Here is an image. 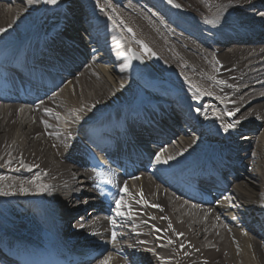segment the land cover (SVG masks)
<instances>
[{"label": "bare ground", "instance_id": "obj_1", "mask_svg": "<svg viewBox=\"0 0 264 264\" xmlns=\"http://www.w3.org/2000/svg\"><path fill=\"white\" fill-rule=\"evenodd\" d=\"M58 1L56 9L54 4L41 0H17L7 5L0 2V50L8 52V61L15 51L17 61L41 60L39 56L52 49L55 42L60 49L66 46L63 37L80 42L84 50V60L70 76L57 82L56 89L48 95L30 101L32 117L25 123H20L12 106L0 111V193H7L0 194L3 233L19 228L34 239L61 228L62 233L76 240L68 242V247H82L73 250L80 257L101 251L87 258V264H101L105 259L109 264H125L118 256L122 254L121 245L107 241L113 234L108 220L113 218L115 227L131 239L133 249L140 245L150 248L152 253L147 251L143 263L264 264L262 240L243 232L238 223L226 217L225 203L204 198L191 200L194 204L190 206L180 194L168 192L145 178L134 188L121 183V194H116L115 203L120 200L124 215L113 213L107 219L87 216L89 210L97 209L94 206L102 198L94 174L84 165L76 146L78 124L81 130H95L88 135L107 147V141L120 143L139 135L134 131L138 119L162 116L168 108H200L198 138L182 133L176 144L167 143L165 153L157 156L168 162L156 158V168L170 170L171 166L189 164L191 160H209L212 151L219 149L224 154L225 146H231L225 153L230 158L222 156V166L228 163L229 167L234 161L243 176L229 189L249 213L246 220L263 232L264 43L254 41L264 34L251 33V43H229L228 50L221 42L248 39L238 17L259 21L264 28V0H154L155 9L141 0ZM180 18L185 20L181 22ZM223 19L226 22L219 35ZM85 23L88 27L95 25L105 39L99 42L114 57L115 64L105 66L101 53L88 47ZM126 28L135 37L128 35ZM205 29L217 34L218 45L213 49L200 43ZM231 31L244 34L225 38ZM128 48L140 53L157 75L156 80L146 79L136 71ZM66 63L69 60L62 65ZM156 90H161L165 99L154 107L140 109L141 100L156 95ZM95 122L102 125H88ZM227 125L232 126L225 131ZM160 128L144 127L152 132ZM237 130L243 131L238 136L241 142L235 141ZM103 133L112 136L105 137ZM41 185H46V190L42 191ZM138 197L145 203V208L137 212L144 211L141 218L128 213L125 207ZM18 205L26 206L32 215H18ZM46 218L49 223L44 230ZM214 220L220 224L215 225ZM148 226L149 234L141 231ZM151 236L157 237L156 243L164 244L166 260L154 258Z\"/></svg>", "mask_w": 264, "mask_h": 264}, {"label": "water", "instance_id": "obj_2", "mask_svg": "<svg viewBox=\"0 0 264 264\" xmlns=\"http://www.w3.org/2000/svg\"><path fill=\"white\" fill-rule=\"evenodd\" d=\"M126 31L130 34V36L135 37V35L130 29L126 28ZM128 54L131 62L135 65L138 71L144 72L148 78L156 79V76L151 70L150 66L146 63V61L143 59L139 52L132 48H128Z\"/></svg>", "mask_w": 264, "mask_h": 264}, {"label": "snow or ice", "instance_id": "obj_3", "mask_svg": "<svg viewBox=\"0 0 264 264\" xmlns=\"http://www.w3.org/2000/svg\"><path fill=\"white\" fill-rule=\"evenodd\" d=\"M44 2H45V3H48V4H56V3H57V0H44ZM169 2H171V0H169ZM146 50H147V49H146ZM228 115H234V113H228ZM46 126H47V125H46ZM231 126H232V125H227V126H225V131H227L228 127H231ZM157 160H158L159 162H163V163H167V162H168L167 160H162V161H161L160 156H157ZM40 188H41V190L43 191V190H46L47 186H46V185H41ZM126 190H127V189L125 188V191H126ZM21 191H27V190L22 188ZM0 194H4V195H6L7 193H0ZM120 207H121L120 200H117V201H116V214H117V216H122V215H124V213H122V212L120 211ZM170 226H171V225H170ZM157 231H160V230L157 229ZM181 235H182V234H181ZM112 236H113V239H115V237H116V233L113 232ZM169 243H171V241H169ZM101 264H109V259H105V260H103V261L101 262Z\"/></svg>", "mask_w": 264, "mask_h": 264}, {"label": "rangeland", "instance_id": "obj_4", "mask_svg": "<svg viewBox=\"0 0 264 264\" xmlns=\"http://www.w3.org/2000/svg\"><path fill=\"white\" fill-rule=\"evenodd\" d=\"M43 3H45L44 2V0H41ZM117 1H120V0H117ZM59 3V1L57 2V4ZM45 4H48V3H45ZM54 6V5H53ZM54 9H56L57 8V5L56 6H54L53 7ZM182 22V21H181ZM16 116H17V118H19L20 120V123H25V121L26 120H28V118L30 119L32 116L30 115V114H27V113H22V112H20V113H17L16 112ZM30 116V117H29ZM47 132H45V134H46ZM242 178V177H241ZM251 183H254V181H252ZM215 221V220H214ZM214 224L216 225V224H220V223H218V221H215L214 222ZM219 226H221V225H219ZM202 241H203V239H201Z\"/></svg>", "mask_w": 264, "mask_h": 264}]
</instances>
